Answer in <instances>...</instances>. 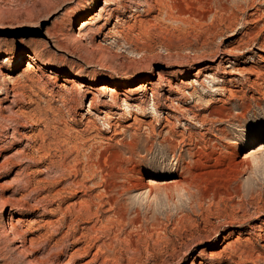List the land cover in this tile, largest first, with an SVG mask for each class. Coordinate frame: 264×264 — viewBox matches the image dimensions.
Segmentation results:
<instances>
[{"label": "rangeland", "instance_id": "374dc122", "mask_svg": "<svg viewBox=\"0 0 264 264\" xmlns=\"http://www.w3.org/2000/svg\"><path fill=\"white\" fill-rule=\"evenodd\" d=\"M0 264H264V0H0Z\"/></svg>", "mask_w": 264, "mask_h": 264}, {"label": "bare ground", "instance_id": "6f19581e", "mask_svg": "<svg viewBox=\"0 0 264 264\" xmlns=\"http://www.w3.org/2000/svg\"><path fill=\"white\" fill-rule=\"evenodd\" d=\"M135 3V2H134ZM163 3V2H162ZM83 21V20H82ZM81 21V22H82ZM85 25V22L83 21L82 23H81V25L78 27V29H80L81 27H83ZM75 38H80L81 37V33H79V32H77V33H75L74 35H73ZM27 67L28 68H34V65H32L31 63H27ZM131 82H133L132 80L131 81H124L122 84L120 83V85H126V84H128V83H131ZM70 85L71 86H79L80 84L75 80V79H70ZM100 89L102 90V92L103 93H106V92H109L110 94H113L116 90H115V87H111V86H107L105 83L104 84H101V86H100ZM259 147H257L253 152H257V151H259ZM243 158H245L244 156L243 157H241V158H237V159H233L232 161L234 162V163H237V164H243V163H245L244 161H243ZM247 163V162H246ZM184 168H188V166H184ZM178 177L176 178V179H170L169 181H168V185H169V183H170V185H169V187L170 186H173V187H178L179 186V184H181L182 182H186V177H184L183 176V173H182V171H180V173L177 175ZM148 181V180H147ZM147 181L146 182H144V183H142V185H140V186H142V188H145V187H149V184H147ZM107 183V182H106ZM104 184V185H106V187H108L109 185V183L108 184ZM130 184V183H129ZM166 184V185H167ZM139 185V184H138ZM131 186V185H130ZM136 186V185H135ZM132 187V186H131ZM138 187V186H137ZM151 187V186H150ZM105 190V189H104ZM151 190V189H150ZM107 191V190H106ZM106 191H104V192H106ZM109 191V190H108ZM108 194V193H107ZM110 201V200H109Z\"/></svg>", "mask_w": 264, "mask_h": 264}]
</instances>
